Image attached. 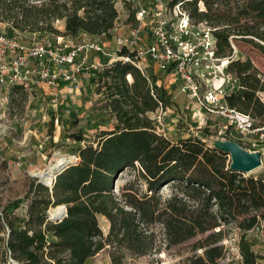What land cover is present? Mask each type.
I'll use <instances>...</instances> for the list:
<instances>
[{
    "label": "trees",
    "instance_id": "trees-1",
    "mask_svg": "<svg viewBox=\"0 0 264 264\" xmlns=\"http://www.w3.org/2000/svg\"><path fill=\"white\" fill-rule=\"evenodd\" d=\"M116 1L0 0V23L7 36L22 32L75 39L86 33L111 39L118 17ZM198 2L205 8L200 9ZM176 3L183 5L192 22L206 21L214 28L218 57L231 54V36L250 42L264 54V0L168 2L170 7ZM58 20H64L62 31L54 26ZM128 21H135L134 10ZM107 59L102 57L104 63ZM226 72L237 79V86L224 96L225 105L249 113L255 127L264 128V78L259 70L250 59H235ZM91 73L87 85L97 84L96 92L104 101L102 111L109 114L110 121L94 126L96 141H84L81 129L69 136L75 144L71 154L78 160L56 176L52 191L33 182L24 197L5 206L6 246L11 258L21 264H84L109 245L114 248L111 263L122 264L124 252L138 257L155 250L153 227L159 224L167 246L193 241V254L181 264H220L226 252L224 227L234 225L239 229L240 258L225 264H264L248 238L264 221V170L246 174L231 168L228 153L207 142V129L175 140L158 133L148 112L159 106L167 109L174 102L151 72L144 75L133 64L117 60ZM64 112L61 117L65 120L72 115L70 123L77 126L78 114L83 111L77 115ZM128 168L135 170L136 178L116 195L114 180ZM163 187L170 190L167 196L160 192ZM25 198L30 199L28 219L22 226L15 225L8 214ZM61 204L66 206L65 215L57 221L48 220V208ZM97 215L109 222L106 236Z\"/></svg>",
    "mask_w": 264,
    "mask_h": 264
},
{
    "label": "rangeland",
    "instance_id": "rangeland-1",
    "mask_svg": "<svg viewBox=\"0 0 264 264\" xmlns=\"http://www.w3.org/2000/svg\"><path fill=\"white\" fill-rule=\"evenodd\" d=\"M198 7L200 9L205 8L202 2H198ZM115 8L118 12L117 23L124 25L130 23L128 16L136 9V4L132 1L117 0ZM165 17L169 18L170 14H165ZM63 24L64 20H58L54 23V26L60 30L64 28ZM4 29L5 26L0 23V30L3 31ZM44 35L51 36L52 34ZM16 37L20 39L18 35ZM24 39H27L26 36H24ZM100 40L108 41L112 47L115 46L112 38L107 39L102 36ZM229 43L232 49L229 55L231 60L250 59L252 64L259 70L261 77L264 78V54L250 42L239 39L237 36H231ZM5 66H8V58L7 56H1L0 70H3ZM145 69L152 74H156L159 78L163 76L166 85H168L167 87L175 91L173 95L174 103L168 108L170 111L167 112V116H170L171 113L169 112L173 111L179 117L176 116L173 123L168 124L170 119L165 123L166 127L169 128L167 130L169 138L175 140L178 136H187V134L182 135L183 133L200 135L201 129H207L209 135L206 140L211 146L218 144L230 148L229 141H233L247 151L250 149L249 152H259L261 154V164L251 171L245 172L246 174H258L264 170V130L251 133V137L256 139L257 142V146L252 147L247 141H240L239 144V141L233 139L229 133L228 135L225 134L226 129L223 128V123L226 121L222 115L216 113L205 114V122H190V109L183 108V110H180L178 108V106H184L186 93L178 87V84L169 85L173 81L172 76H166V73H162L147 64H145ZM60 87H62L61 93L56 96L54 102V96L50 90L44 91L37 86H32L31 89H22L13 85H0V263L3 261L6 264H11L9 262L10 252L6 246L9 228L3 218L4 208L8 202L25 196L30 184L37 181V178L33 175L39 174L40 171L41 173L44 172L48 165L54 162L55 153L65 155L73 161L78 160L76 154H71V146L75 145L73 137H69L71 134L81 129L84 132V141H96L97 135L94 126L102 120L110 121L109 114L102 111L104 101L101 100L102 95L96 92L97 84L92 85L90 88L86 85L85 89L80 92L65 88L64 83H60ZM262 94L264 98V92ZM64 111L76 115L83 111L78 114L77 126H72L70 123L72 115L65 120L61 117ZM64 114L67 117V112H64ZM53 115H55V118L51 123ZM207 124L211 126H207ZM230 131L233 135L236 134L232 127ZM230 151L227 152L229 165L232 162ZM135 178L136 174L133 168L125 169L119 173L114 180V193L118 195L121 187ZM42 180L47 183L51 182L45 179ZM139 182L137 180V184H140ZM140 186L143 185L140 184ZM160 192L163 196H167L170 190L168 187H163ZM29 202L30 199L25 198L18 209L8 214V218L12 219L15 225L22 226L23 222L28 219ZM49 211L51 214L55 209L50 208ZM97 219L104 236H106L109 230L108 220L104 219L102 215H97ZM261 225V231L251 233L248 238L252 240L251 249L258 256L264 258L263 220ZM153 228L156 234L155 250L148 255L138 257L124 252L122 264H181L187 256L193 254L191 249L193 241L167 246L164 243L159 224ZM224 228H227V233L222 242L226 252L225 256L219 260L220 264H225L232 259L239 260L240 258L237 248L239 229L234 225L225 226ZM112 251H114V248L107 245L88 259L86 264H112L110 259V252Z\"/></svg>",
    "mask_w": 264,
    "mask_h": 264
},
{
    "label": "built area",
    "instance_id": "built-area-1",
    "mask_svg": "<svg viewBox=\"0 0 264 264\" xmlns=\"http://www.w3.org/2000/svg\"><path fill=\"white\" fill-rule=\"evenodd\" d=\"M127 1L136 4L135 21L119 25L116 20L111 36L115 46L111 49L86 33L74 40H63L62 36L51 35L52 38L22 32L7 36L4 31L0 32V57L8 58V66L0 70V85L50 90L55 102L62 90L60 83L70 90H79L84 73L89 77L92 70L99 71L120 60L148 75L147 64L172 76L173 82L186 93L185 108L190 109V118L205 122V114L222 115L226 121L223 128L232 127L238 134L233 135L229 129L233 139L257 146L251 133L264 128L255 127L249 113L228 108L223 102L224 96L236 88L237 79L226 72L230 56L216 55L214 28L206 21L192 22L181 3L170 7L169 0ZM167 13L169 18L165 17ZM123 49L126 53H121ZM102 57L108 58L107 62ZM126 79L131 81L130 74ZM167 112L168 108L162 106L148 112L156 131L163 136L169 130L165 124L169 118ZM261 226L252 232H260Z\"/></svg>",
    "mask_w": 264,
    "mask_h": 264
},
{
    "label": "water",
    "instance_id": "water-1",
    "mask_svg": "<svg viewBox=\"0 0 264 264\" xmlns=\"http://www.w3.org/2000/svg\"><path fill=\"white\" fill-rule=\"evenodd\" d=\"M230 143V148H225L224 146L222 145H216L218 147H220L221 149H223L224 151L228 152V150H231V154H232V162L230 164V167L231 168H234L236 170H240V171H243V172H249L251 171L252 169L258 167L260 164H261V154L259 152H249L243 148H241L239 145H237L235 142L233 141H229ZM70 163H75V161H71ZM69 164V163H68ZM64 165V166H61L54 174L53 176V181L51 184H45L41 177L46 173L45 172H42L41 175L37 174V175H33L37 178V183H41L47 187L50 188V191H52V185L55 181V178L56 176L65 168L67 167V165ZM55 207H61V212L56 215V216H49V212L48 210L50 208H55ZM47 210V215H48V220L50 221H57L59 219H61L64 215H65V210H66V206L65 204H61V205H57V206H51L49 207ZM104 219H106L105 216H103ZM9 262L11 264H21V263H17L15 260H13L11 258V256L9 257Z\"/></svg>",
    "mask_w": 264,
    "mask_h": 264
},
{
    "label": "crops",
    "instance_id": "crops-1",
    "mask_svg": "<svg viewBox=\"0 0 264 264\" xmlns=\"http://www.w3.org/2000/svg\"><path fill=\"white\" fill-rule=\"evenodd\" d=\"M64 25V24H63ZM64 27V26H63ZM61 31L63 30V28H61L60 29ZM62 39L63 40H74L73 38H71V37H69V36H62ZM98 39H100V37H98ZM102 42H104L105 44H107L108 46H107V49H111L112 47H111V44H109V42L108 41H103V40H101ZM156 76V78H157V84H163L165 87H166V89H167V91L169 92V93H171L172 94V97H173V99H174V93H175V91L174 90H170L167 86L168 85H166V83H165V80H164V78H163V76L161 77V78H159L157 75H155ZM163 78V79H162ZM81 82H82V84H83V86L81 87V89H79V90H75V92H80V91H83L84 89H85V86L87 85V81H88V74L87 73H84L83 75H81ZM173 84H176L175 82H173V81H171V83L169 84V85H173ZM91 92V91H90ZM175 108V107H174ZM178 108L180 109V110H183V108H185V104H184V106L183 107H180V106H178ZM168 111H170V109H168ZM169 113H171V114H169L170 116H168L169 118L168 119H170L169 121H168V124H170V123H173L172 121H175L174 120V118L177 116V117H179V115L178 114H174V112L172 111V112H169ZM211 115V114H210ZM189 121L190 122H195V120H193L192 118H189ZM226 123V122H225ZM225 123H223V125L225 124ZM167 124V125H168ZM207 126H211L210 124H207ZM199 127V126H198ZM184 134H187L188 135V133H183L182 135H184ZM103 217V216H102ZM91 258V257H90ZM90 258H88V259H90ZM88 259H86L85 260V263L84 264H86V261H88Z\"/></svg>",
    "mask_w": 264,
    "mask_h": 264
},
{
    "label": "bare ground",
    "instance_id": "bare-ground-1",
    "mask_svg": "<svg viewBox=\"0 0 264 264\" xmlns=\"http://www.w3.org/2000/svg\"><path fill=\"white\" fill-rule=\"evenodd\" d=\"M71 161H73V160H71L69 157H66L65 155H62L60 153H55L54 162H52L51 164L48 165L47 169L44 170V172L46 171V173L41 177V179H45V180L51 181V182L47 183V182H44L43 180L42 181L45 184H51L53 181V176H54L55 172L61 166H64V165L70 163ZM39 175H41V171L39 172ZM54 209H55V211H53L51 214H50V211L48 210L49 216H56L61 212V207H55Z\"/></svg>",
    "mask_w": 264,
    "mask_h": 264
}]
</instances>
